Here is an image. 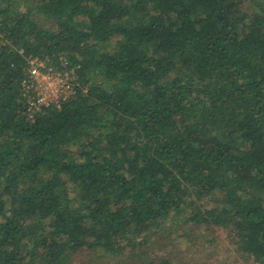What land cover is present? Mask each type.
<instances>
[{
    "label": "trees",
    "instance_id": "trees-1",
    "mask_svg": "<svg viewBox=\"0 0 264 264\" xmlns=\"http://www.w3.org/2000/svg\"><path fill=\"white\" fill-rule=\"evenodd\" d=\"M61 56L77 92L29 116V61ZM187 224L264 264V0H0V264Z\"/></svg>",
    "mask_w": 264,
    "mask_h": 264
},
{
    "label": "rangeland",
    "instance_id": "rangeland-1",
    "mask_svg": "<svg viewBox=\"0 0 264 264\" xmlns=\"http://www.w3.org/2000/svg\"><path fill=\"white\" fill-rule=\"evenodd\" d=\"M148 240L150 247L138 254L141 258L133 259L125 253L95 256L91 251L82 250L70 264H164L165 259L170 264H254L250 257L238 252L229 232L215 226L181 225L177 230L156 232Z\"/></svg>",
    "mask_w": 264,
    "mask_h": 264
},
{
    "label": "built area",
    "instance_id": "built-area-1",
    "mask_svg": "<svg viewBox=\"0 0 264 264\" xmlns=\"http://www.w3.org/2000/svg\"><path fill=\"white\" fill-rule=\"evenodd\" d=\"M59 60V64L38 58L29 61L27 77L23 80L29 116L43 107L60 108L63 101L77 92L75 68H68L69 60L66 57L61 56Z\"/></svg>",
    "mask_w": 264,
    "mask_h": 264
}]
</instances>
